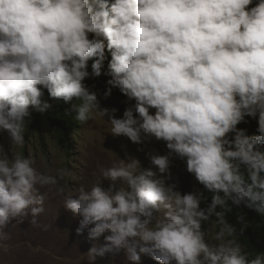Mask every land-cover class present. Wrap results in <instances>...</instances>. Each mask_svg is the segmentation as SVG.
Wrapping results in <instances>:
<instances>
[{"label":"clouds","instance_id":"1","mask_svg":"<svg viewBox=\"0 0 264 264\" xmlns=\"http://www.w3.org/2000/svg\"><path fill=\"white\" fill-rule=\"evenodd\" d=\"M102 75L98 96L85 81ZM45 90L82 125L104 120L137 151L153 139L167 149L145 152L149 168L125 152L64 199L80 217L77 235L103 237L82 254L87 264L121 251L126 264L142 254L156 264H264V252L249 259L237 239L243 214L239 231L227 219L233 207L264 218V0H0V133L11 146L23 148L33 112L52 107ZM113 90L126 98L120 115L101 104ZM250 119L255 135L239 127ZM174 157L202 189L167 182ZM35 163L0 145V252L14 219L47 230L37 219L45 197L63 195L59 182L72 175Z\"/></svg>","mask_w":264,"mask_h":264},{"label":"rangeland","instance_id":"2","mask_svg":"<svg viewBox=\"0 0 264 264\" xmlns=\"http://www.w3.org/2000/svg\"><path fill=\"white\" fill-rule=\"evenodd\" d=\"M104 107L119 108V101L108 102L101 100ZM120 110V109H119ZM122 114L119 111L118 115ZM111 125L104 120H93L86 124H80L72 138V150L67 149L60 141L50 133L48 121H43L42 130L28 128L25 133V146L16 148L9 144L6 133H0V145L11 156L17 152L34 157L35 167L41 172L56 169H67L72 175L60 180L59 187L64 188L63 195L49 193L45 197L44 212L37 218L41 226L48 225L47 230L30 224V217L22 222L12 220L6 231L10 239L7 253L0 252V264H87L86 253L92 243H103V237L97 241L87 240V229L82 235H77L80 217L66 211L63 208L64 199L76 195V189L80 184L90 187L99 178V168L109 167L114 161L125 157V152L140 159L145 168L152 167L145 158L144 149L137 151L138 147L126 138H113L110 133ZM154 152V151H153ZM153 170H155L153 168ZM183 180L176 175L170 184H175L181 192L196 190V183L190 182L185 187ZM103 186L108 187L109 181L104 180ZM45 190L41 189V193ZM207 239L216 231L213 228L206 230ZM247 253V252H246ZM248 254V253H247ZM249 256V255H248ZM250 258V256H249ZM96 264H126V256L123 251L115 256L106 255L98 258ZM142 264H156L150 256L142 254Z\"/></svg>","mask_w":264,"mask_h":264},{"label":"trees","instance_id":"3","mask_svg":"<svg viewBox=\"0 0 264 264\" xmlns=\"http://www.w3.org/2000/svg\"><path fill=\"white\" fill-rule=\"evenodd\" d=\"M91 62H89V72H91ZM107 68V64H105V69ZM106 77L101 76L99 78L91 77L85 81L90 87H92L93 91H96L99 94H102L105 90ZM42 103L47 101L52 107L47 110V112L43 115L33 112L31 121L28 125V128L31 129H40L42 130L43 121H48L49 123V131L52 135H54L60 143L67 149V151H71L73 144L72 138L74 132L79 128V122L75 120V113L71 115H67L65 113V108L67 105L63 104L61 101L51 100L45 90L44 96L41 98ZM126 98L123 97L118 90H113L111 97L105 101L112 102L115 100L119 101V109L121 113L124 110V101ZM239 127L247 128L249 135L257 134L255 129L257 127L256 121L251 120L249 124H241ZM27 128V129H28ZM144 149H155V153L164 154L167 149L163 142L156 141L153 139L150 143H147L143 146ZM172 175H179L183 180L185 187L190 185V182L195 181L194 177L187 173L186 165L183 161L178 158H173V164L171 168ZM196 182V181H195ZM196 189H202L196 182ZM205 196L208 198L207 200L202 201L201 207H206L210 202L211 196L209 193L205 192ZM241 213L244 216V222L248 225L243 235H238L237 239L242 243L244 247V251L248 253L250 256L249 259L254 258L255 255L264 252V218L258 216L254 211H251L247 208L241 207L237 209L233 207L232 213L227 216L229 223H232L236 226L239 231L240 227H242L241 223H238L236 220L237 213ZM213 228L217 230V226L214 225L213 222H210L205 225V229Z\"/></svg>","mask_w":264,"mask_h":264}]
</instances>
